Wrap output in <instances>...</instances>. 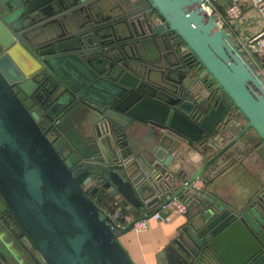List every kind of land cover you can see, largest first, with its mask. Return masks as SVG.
Listing matches in <instances>:
<instances>
[{
  "label": "water",
  "instance_id": "95a60500",
  "mask_svg": "<svg viewBox=\"0 0 264 264\" xmlns=\"http://www.w3.org/2000/svg\"><path fill=\"white\" fill-rule=\"evenodd\" d=\"M200 1L0 0V264H134L118 237L142 212L181 196L247 128L264 144V82ZM171 33L208 82L187 79ZM78 106L85 156L57 127ZM231 106L245 123L218 149ZM181 141L215 151L171 192ZM100 192L130 208L123 228ZM206 200L166 263L264 264V190L239 211Z\"/></svg>",
  "mask_w": 264,
  "mask_h": 264
},
{
  "label": "crops",
  "instance_id": "0c3cea01",
  "mask_svg": "<svg viewBox=\"0 0 264 264\" xmlns=\"http://www.w3.org/2000/svg\"><path fill=\"white\" fill-rule=\"evenodd\" d=\"M107 1L112 5L128 3L125 0ZM244 11L249 24L239 23L236 25L237 29L241 32L244 30L243 32H247V34H255L260 31L262 24L254 12L246 7H244ZM262 60L264 61V59ZM262 64L260 60V73L264 76ZM199 94L204 96L205 92L200 91ZM57 127L80 155L85 156L89 153L88 149L90 148L87 146L92 143V133L86 118V109L78 106V108L67 112L60 118ZM237 131L234 130L235 133ZM231 137L230 133L222 134V140L217 144V148L222 147ZM209 150L212 153L215 151L213 148H209ZM169 152L172 153L173 158L167 170L171 174H180L183 179L194 174L206 160L196 147L186 144L185 141H181L178 148H171ZM220 167H222L220 171L213 176L205 189L208 197L223 203L230 209L241 210L257 193L264 190V144L252 130H245L214 162L211 171ZM233 171L245 174L247 181L237 180L238 174L233 176V173H230ZM104 193L106 192H100L93 198L95 203L102 208L106 204V201L100 198ZM183 193L192 194L191 190ZM231 194L241 195V202L233 204L227 200L226 196ZM200 208L201 205L189 206L183 215L174 212L171 208L160 211V214L168 217L166 221L150 219L145 229L141 231L129 230L119 235L118 239L134 264H167L166 261H171L175 256L174 248L181 244L177 236L183 237L186 226L192 218L196 217Z\"/></svg>",
  "mask_w": 264,
  "mask_h": 264
},
{
  "label": "built area",
  "instance_id": "2783aa9c",
  "mask_svg": "<svg viewBox=\"0 0 264 264\" xmlns=\"http://www.w3.org/2000/svg\"><path fill=\"white\" fill-rule=\"evenodd\" d=\"M217 1L222 3L221 12H218L215 6L212 5L213 2ZM199 6L212 16L215 24L221 28L230 39L234 33L232 31L234 26L239 23L249 24V21L245 17L244 7L252 10L256 18L262 24L261 30L255 34L243 32L235 35L238 40L233 43L241 55L245 54L249 58H253L255 62L264 59V0H201ZM243 125L244 121L242 116L236 110L232 111L231 108L225 123V126L229 128L230 134H234V130L239 131ZM214 171L215 170H213L212 175ZM187 188L192 192L190 197L181 198L174 196L168 203L161 204L157 211L152 213L142 212L140 214L141 218L132 224L131 230L141 231L145 229L150 219L166 221L168 217L160 214V211H165L168 208H171L178 214H185L192 201H197L199 198L204 197V183L202 178L196 176L189 183ZM165 197L168 198L169 194H166ZM103 209L113 222V226H111L113 230H115V228H123L131 220V215L122 212L113 202L106 203Z\"/></svg>",
  "mask_w": 264,
  "mask_h": 264
},
{
  "label": "trees",
  "instance_id": "16d2710c",
  "mask_svg": "<svg viewBox=\"0 0 264 264\" xmlns=\"http://www.w3.org/2000/svg\"><path fill=\"white\" fill-rule=\"evenodd\" d=\"M261 62L263 63L262 64V66H264V61L263 60H261ZM232 107V106H231ZM232 109H234L235 110V108L234 107H232ZM243 121H244V123H245V120H244V118H243ZM247 129H250V130H252L255 134H256V132L252 129V128H247ZM246 129V130H247ZM257 135V134H256ZM261 141V140H260ZM261 143H262V141H261ZM195 147H196V149L202 154V156L206 159L205 160V162L207 161V160H209L211 157H212V155L214 154V153H212L208 148H205L202 144L201 145H196L195 144ZM213 164H214V162L212 163V164H209L200 174H199V176L202 178V180H203V183H204V197L203 198H199L197 201H192L191 203H190V205L189 206H198V205H201V204H203V203H205L207 200V198H208V194H207V192H206V186L208 185V183L211 181V179L213 178V176L214 175H212V172L213 171H211V168H212V166H213ZM211 171V172H210ZM168 178H170V179H168ZM166 180L168 181V180H170V183L171 182H173L172 184H171V192H176L178 189H179V187H180V185H181V183H182V180H183V178H181V175L180 174H169L168 175V177H166ZM181 194V196H179V197H181V198H187V197H190V195H186V193H180ZM258 194V193H257ZM256 194V195H257ZM255 195V196H256ZM254 196V197H255ZM253 197V198H254ZM101 199H104L105 201H106V203H108V202H113V203H115L116 204V206L117 207H119L120 209H121V211L122 212H124V213H126V214H129V215H131L130 214V208L128 207V206H122V205H120V203H119V200H118V198H115V197H111V196H109L107 193H104L103 195H102V197H100ZM252 198V199H253ZM156 206V203H154L151 207H155Z\"/></svg>",
  "mask_w": 264,
  "mask_h": 264
},
{
  "label": "flooded vegetation",
  "instance_id": "af4514ba",
  "mask_svg": "<svg viewBox=\"0 0 264 264\" xmlns=\"http://www.w3.org/2000/svg\"><path fill=\"white\" fill-rule=\"evenodd\" d=\"M125 1H128V0H125ZM168 38H169L168 39L169 42L170 41L173 42V44H171L170 48H172L174 46L175 47L181 46L179 44V39H177V37L173 33L169 34ZM181 47H182V49H181L180 55L185 54V56L183 57V60H184L183 69H185L187 72V76H186L187 79L188 80H196V79L200 78V79H207L206 82H208L209 78L205 73H202V68L198 67V63L193 59V57H191L190 54H188L187 50L184 49L183 46H181ZM232 111H234V109H232ZM196 145H198V144L196 143Z\"/></svg>",
  "mask_w": 264,
  "mask_h": 264
},
{
  "label": "rangeland",
  "instance_id": "374dc122",
  "mask_svg": "<svg viewBox=\"0 0 264 264\" xmlns=\"http://www.w3.org/2000/svg\"><path fill=\"white\" fill-rule=\"evenodd\" d=\"M213 6H215V9L218 11V12H221V10H222V3H220L219 1H217V2H213V4H212ZM243 27H245L244 25H243ZM232 31L234 32L233 34H232V37H231V41L232 42H234V41H237L238 39L235 37V35H238V34H240V33H243V31L241 32V30H238L237 29V27L236 26H234V29H232ZM247 33V32H246ZM242 57L245 59V61H247L249 64H250V66L253 68V70L259 75V77H260V79L263 81L264 80V76H262V73H260V70H261V68H260V65H259V62L258 61H254L253 60V58H249L247 55H245V54H243L242 55ZM251 62V63H250ZM264 82V81H263ZM235 171V170H234ZM230 172V173H233V176H234V174L236 175V174H238L237 175V180H240L241 179V181H244V180H246L247 181V178H245L246 176H245V174H243L242 172ZM244 179V180H243ZM225 186H226V184H225ZM239 193V192H238ZM240 196L241 195H234V194H231V195H229V196H226V199L227 200H229L231 203H233V204H236V203H238V202H241V198H240ZM22 261V260H21Z\"/></svg>",
  "mask_w": 264,
  "mask_h": 264
}]
</instances>
